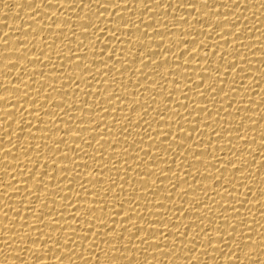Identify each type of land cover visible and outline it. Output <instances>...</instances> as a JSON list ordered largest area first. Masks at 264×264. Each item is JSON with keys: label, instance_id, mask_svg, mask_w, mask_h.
Returning <instances> with one entry per match:
<instances>
[{"label": "bare ground", "instance_id": "obj_1", "mask_svg": "<svg viewBox=\"0 0 264 264\" xmlns=\"http://www.w3.org/2000/svg\"><path fill=\"white\" fill-rule=\"evenodd\" d=\"M0 264H264V0H0Z\"/></svg>", "mask_w": 264, "mask_h": 264}, {"label": "snow or ice", "instance_id": "obj_2", "mask_svg": "<svg viewBox=\"0 0 264 264\" xmlns=\"http://www.w3.org/2000/svg\"><path fill=\"white\" fill-rule=\"evenodd\" d=\"M89 24H91V23H89ZM85 28H87V27H85ZM137 238L140 239V240H144V239L140 238V236H138Z\"/></svg>", "mask_w": 264, "mask_h": 264}]
</instances>
